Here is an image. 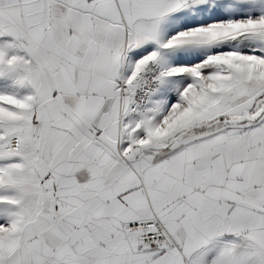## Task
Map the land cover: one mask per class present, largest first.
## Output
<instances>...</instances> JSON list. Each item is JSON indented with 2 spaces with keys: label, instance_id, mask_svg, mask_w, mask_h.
Returning a JSON list of instances; mask_svg holds the SVG:
<instances>
[{
  "label": "snow or ice",
  "instance_id": "obj_1",
  "mask_svg": "<svg viewBox=\"0 0 264 264\" xmlns=\"http://www.w3.org/2000/svg\"><path fill=\"white\" fill-rule=\"evenodd\" d=\"M0 264H264V0H0Z\"/></svg>",
  "mask_w": 264,
  "mask_h": 264
}]
</instances>
